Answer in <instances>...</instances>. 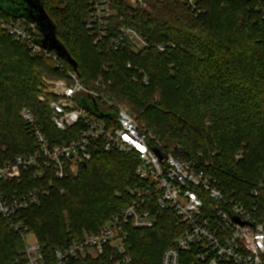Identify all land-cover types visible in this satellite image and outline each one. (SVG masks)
Instances as JSON below:
<instances>
[{
  "label": "trees",
  "instance_id": "obj_1",
  "mask_svg": "<svg viewBox=\"0 0 264 264\" xmlns=\"http://www.w3.org/2000/svg\"><path fill=\"white\" fill-rule=\"evenodd\" d=\"M145 1L151 12L112 0L119 17L126 15L128 26L150 43L142 51L129 43L117 51L95 43L85 27L89 0H43V5L87 87L94 89L93 82L101 79L113 82L111 93L130 106L141 128L167 145L176 143L186 158L201 154L225 193L263 213L264 0H203L204 12L198 16L185 0ZM0 17L16 19L2 8ZM162 44L168 46L165 53L156 48ZM136 68L149 75L148 86L133 80ZM45 77L65 79L66 73L55 61L32 55L25 42L0 31V165L35 150L20 115L26 107L48 138L61 135L50 122L48 106L38 101ZM136 168L131 155L98 150L79 178L61 183L63 194L53 193L15 220L33 232L52 260L56 249L98 231L120 213L130 199L129 188L138 182ZM158 222L151 229L129 231L128 264H161L165 250L185 229L173 212ZM25 245L10 222L0 218V264H20L16 260L22 262ZM191 260V254L182 253L181 264ZM70 264L112 260L109 254Z\"/></svg>",
  "mask_w": 264,
  "mask_h": 264
},
{
  "label": "built area",
  "instance_id": "obj_2",
  "mask_svg": "<svg viewBox=\"0 0 264 264\" xmlns=\"http://www.w3.org/2000/svg\"><path fill=\"white\" fill-rule=\"evenodd\" d=\"M202 2L185 0V6L198 16L204 12ZM124 3L133 10L148 7L145 0ZM89 9L85 27L95 43L108 51H117L125 43L135 51L150 47L128 26L126 15L119 17L112 0H89ZM0 31L25 42L32 55L55 61L66 73L65 79L45 77L38 87V101L48 106L50 122L61 135L48 138L33 111L26 107L21 117L35 140V150L0 165V218L8 220L26 244L20 253L22 262L18 258L17 263L70 264L80 258L110 254L112 264H128L132 261L129 231L151 229L164 213L173 212L185 229L165 250L161 264H181L182 253L192 255L190 264H264V212L259 214L256 207L249 209L226 195L200 155L181 157L176 152L182 147L170 150L164 141L141 128L131 110L108 92L103 79L94 89L87 87L78 72L66 68L55 52L39 45L43 34L34 23L24 17H0ZM167 47L156 46L161 53ZM126 67L132 69L131 63ZM135 72V82L150 84L147 73L137 68ZM93 100L109 116L99 117L80 105L81 101L90 104ZM98 150L133 156L138 182L129 188L130 199L118 215L98 231L56 249L49 260L37 240L27 243L30 230L15 220L17 214L40 205L57 191L63 194L61 183L89 163Z\"/></svg>",
  "mask_w": 264,
  "mask_h": 264
},
{
  "label": "water",
  "instance_id": "obj_3",
  "mask_svg": "<svg viewBox=\"0 0 264 264\" xmlns=\"http://www.w3.org/2000/svg\"><path fill=\"white\" fill-rule=\"evenodd\" d=\"M1 4L2 7L0 8L14 18L24 17L29 22L34 23L43 34V38L38 41L39 45L48 51H54L78 72V63L56 36L57 26L44 9L43 0H1ZM80 105L99 117L109 116V114L106 115L100 111L97 102L94 100L90 104L81 101ZM84 167H87V164Z\"/></svg>",
  "mask_w": 264,
  "mask_h": 264
},
{
  "label": "rangeland",
  "instance_id": "obj_4",
  "mask_svg": "<svg viewBox=\"0 0 264 264\" xmlns=\"http://www.w3.org/2000/svg\"><path fill=\"white\" fill-rule=\"evenodd\" d=\"M0 7H2V4H1V0H0ZM147 10L148 11H150L151 12V8H150V5L148 4V7H147ZM69 65V64H68ZM73 69V68H72ZM74 70V69H73ZM48 79H50V78H48ZM52 80H54V79H52ZM97 81V80H96ZM93 82V84H94V87H97L96 85H97V83H98V81L97 82ZM93 84H92V86H93ZM105 84L108 86V92L110 93V94H112L111 92H112V88L114 87V85H113V82H111V81H109L108 83H106L105 82ZM113 95V94H112ZM115 99H116V97L115 96H113ZM116 101L120 104V105H122V106H124V107H126V108H128L129 110H131V108H130V106L128 105V104H126L125 102H122V101H120L119 99L117 100L116 99ZM132 112V111H131ZM20 115H21V113H20ZM136 116V118H137V120H138V117H137V115H135ZM143 129H145V128H143ZM147 130V129H146ZM152 133V132H151ZM153 134V133H152ZM154 135V134H153ZM156 136V135H155ZM156 137H158V136H156ZM176 143H173V146L171 145H168L170 148V150H174L175 151V148H180V146H176L175 145ZM179 156H181V157H184L183 156V151H181V152H176ZM29 154V153H28ZM176 154V155H177ZM25 155H27V154H25ZM201 157H202V159H203V156L201 155V154H199ZM21 156V155H20ZM238 159V158H237ZM87 165H88V163H87ZM84 167V166H83ZM82 167V168H83ZM212 165L211 164H209V172L216 178V176L213 174V172H212ZM82 168H80L79 169V171L76 173V174H74L73 176H72V178H79L81 175H82ZM70 178V177H69ZM67 180V179H66ZM218 186L220 187V183H218ZM221 189V188H220ZM223 189V188H222ZM221 189V190H222ZM223 191V190H222ZM226 195H228V196H230L227 192H226ZM238 201H239V199H238ZM241 202V201H240ZM242 203V202H241ZM244 204V203H243ZM245 206H246V204H244ZM165 214V213H164ZM163 214V215H164ZM162 215V216H163ZM162 216L159 218V220L162 218ZM34 231V230H33ZM26 239H27V243H33L35 240H37L36 239V236L33 234V232L31 233V234H28L27 236H26Z\"/></svg>",
  "mask_w": 264,
  "mask_h": 264
}]
</instances>
